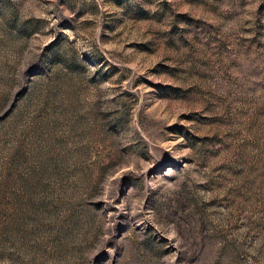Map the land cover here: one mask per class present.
<instances>
[{
	"label": "rangeland",
	"instance_id": "rangeland-1",
	"mask_svg": "<svg viewBox=\"0 0 264 264\" xmlns=\"http://www.w3.org/2000/svg\"><path fill=\"white\" fill-rule=\"evenodd\" d=\"M0 264H264V0H0Z\"/></svg>",
	"mask_w": 264,
	"mask_h": 264
}]
</instances>
